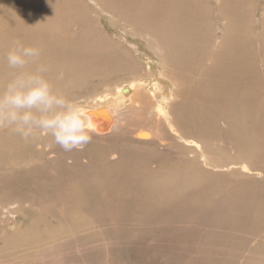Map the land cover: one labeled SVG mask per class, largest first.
I'll return each instance as SVG.
<instances>
[{
    "label": "bare ground",
    "instance_id": "6f19581e",
    "mask_svg": "<svg viewBox=\"0 0 264 264\" xmlns=\"http://www.w3.org/2000/svg\"><path fill=\"white\" fill-rule=\"evenodd\" d=\"M92 1L96 11L118 18L121 27L117 33L122 32L118 36L125 38L127 48L121 41L117 45L108 41L86 22L88 11L81 0H0V89L19 71L9 68L5 59L15 40L42 48L37 63L47 67L44 76L66 97L78 84L81 88L88 85L93 74L110 76L118 71L122 78H133L119 83L110 77L114 89L95 95L99 100L94 105H83L94 125L92 140L83 150L66 152L51 136L37 132L24 140L11 128H0V164L6 159L33 161L37 146L47 164L61 163L63 168L56 174L60 181L79 184V188H71L69 196L75 200L85 197L84 211L90 209L91 200L95 204V197L91 198L97 192H101L97 201L108 209L100 213L99 220L92 211L94 221L88 223L77 222L78 212L85 206L73 209L70 215L62 213L71 218L62 232L63 241L50 238L53 234L33 233L30 239L19 234L16 237L23 241L16 239L19 245L32 246L39 258L49 260L50 251L62 247L61 240L63 252L56 261L74 253L86 259L88 246L67 249L71 240L66 229L83 231L87 238L88 227L95 223L104 225V230L126 227L138 233L155 211V215H167L163 224L171 233L165 239L169 257L175 230L194 233L199 216L209 223L200 227V247L211 246L210 250L218 252H203L200 262L191 261L198 257L190 256L189 262L180 264H264V179L255 177L250 182L256 183L226 187L227 182H236L231 177L234 170L249 174L255 170L262 178L264 170L250 168L243 160L219 165L209 154L230 144L226 140L217 144L214 137H228L237 142L233 143L237 153L264 164V4L261 16L252 21L250 0H217L221 22L213 40L208 41L210 32L200 24L208 11L204 0ZM73 23L82 27L64 39ZM130 35L144 46L127 42ZM133 51L138 52L137 57L143 56L145 65ZM36 67V63L30 64L25 71ZM63 160L71 161L65 167ZM13 184L0 175V210L9 205L6 199H18L14 193L16 197L9 196ZM235 202L247 208L241 212L248 214L246 221L232 210L222 213L215 208ZM183 216L188 225L173 222ZM225 217L238 219L227 223ZM95 231L100 234L99 227ZM105 236L104 246L124 242L117 235ZM252 236H259L263 244L254 243ZM219 242L226 245L217 247ZM221 249L236 252L240 258L219 253ZM229 257L243 262L214 261ZM104 259L114 261L115 257L108 253Z\"/></svg>",
    "mask_w": 264,
    "mask_h": 264
},
{
    "label": "rangeland",
    "instance_id": "374dc122",
    "mask_svg": "<svg viewBox=\"0 0 264 264\" xmlns=\"http://www.w3.org/2000/svg\"><path fill=\"white\" fill-rule=\"evenodd\" d=\"M204 1L208 6V11L206 17L203 18V21H200V24L207 26L210 32L208 41H212L218 31L217 28L219 26V23L221 22V19H218L217 17L218 1ZM81 2L83 7H87L88 16L86 17V22L96 28L97 30L95 31L101 32L102 35L105 36L104 38L108 41H113L114 43H116V45L121 41L123 42L122 47L127 48L128 43L124 42L126 41L125 38H123L122 40V38L118 36L122 34V32L120 33V31H118L120 34L117 33V30H119V28L121 27V25H119L120 23L116 21V19L118 18L112 19L111 16L108 15V13L102 10L101 12L96 11V6L92 0H81ZM248 4H250L251 8V20H258V17L261 16L263 10L262 6L264 4V0H250ZM81 27V23H73L71 25V28L67 30V37L65 36L64 39H68L71 36H74L73 34L75 32H78ZM80 33L81 32H79V36ZM131 36L132 35L129 36L130 38L128 37L127 42L132 41V43H137L138 45L144 46V44L140 43L138 39H134ZM76 39L77 38H75V41L79 42ZM213 43H216V41H214ZM211 47L213 49L214 46L212 45L210 46V48ZM137 53L138 52H135L134 54L133 51V55L135 56L137 61L145 65L144 63L146 62V60L143 59V56H141L140 54L138 55H140L141 58L137 57ZM208 61L210 62V59H208ZM206 64L207 61L203 63V65ZM155 68L157 69L156 66L154 67V69ZM108 77L109 79L107 80ZM110 77H112L115 82H118L120 80L119 83L123 81H132L133 79L130 78L131 76L122 78V74H120V72L118 71H112L110 76H107V74L103 73L93 74L92 77H90L89 82L87 83L88 85H85L81 88V85L78 84V88H76L77 90H74V93L70 94L67 98L78 101L82 105H94L95 102L99 100V97L95 95L102 96L105 94V91L110 88L111 90H113L114 86H116L114 85L113 87H110ZM213 139L217 144L222 143L223 140L230 141L228 147H219V150H216L217 152L209 153L211 156H213L211 158L212 160L216 159L217 164L227 165L229 163H236L243 160L246 161L250 168L257 167L262 171L264 170V164L261 163L259 159H253L251 157L242 155L241 153H237V150H235L237 144L233 145V143H237L236 141L228 137L220 136L214 137ZM33 152H35L36 156L32 157L33 161H29L28 163L22 161H9L6 159L2 161V164H0V175L2 179L4 177H8L9 182H14L13 187L11 188V194L9 196H12V194L14 193L18 197V199L16 198L13 200L6 199V201L9 202V205L4 209L1 208L0 210L2 219V222H0V224H2V226L4 227L2 228L0 226V264H114V261L116 264H180L189 262L190 256L198 257L192 259L191 261L200 262L203 261L200 260V255L203 252L206 255L218 252L216 250H210L211 246H202V248L200 247V237L198 235L200 234V227L206 226L209 223L199 216V218L196 220L198 226L193 229L194 233L185 231L184 233H179L182 231H174L177 233V235L172 238L173 247L170 250L171 257L167 256L168 250L166 244L169 243L166 242L165 239L169 237V234H171L170 230H165L167 228H165L163 224L164 219L167 217V215H165L164 212H158L155 215V211H153L148 219H145L143 221L146 227H144V229H142L138 233L133 231V229L127 230L126 227L119 229H111L109 227L104 230V225H98L95 223L93 227L92 225L88 227L89 236L87 238L86 233L83 231L78 230L74 232L70 228L66 229V233L67 230L69 232V240H71L68 243L67 249H75L77 247L88 246L86 259H83L85 257L84 255V257L80 258L77 256V253H74L70 257L64 256L61 261H56L55 259L58 258V255L63 252L62 250L64 247V243L62 244L61 240L63 237H65V235H63L62 232L64 228L69 226L68 222H71V218L62 216V213L70 215L73 209L85 206L80 210V212H78L80 220H77V222L83 221L88 223L94 221V218L91 215L92 211L96 220H99L102 216V214L100 213L106 212L108 209L103 202L97 201L101 194V192H97L91 198L93 199V197H95V204L91 200L90 209L88 210V212L84 211L87 209L86 204H83L85 197L83 198V196H79L75 200V197L69 196L71 188H73V186L79 188V184L77 182H62L59 180L58 176H56L57 170L63 168L61 163L59 161H54L52 164H47L45 162L46 157L42 155L43 153L40 149L37 148V146ZM158 158L161 157L159 156ZM68 161L71 160H63L62 164L66 167V162ZM138 168L140 170L142 167L138 166ZM241 171L242 170L237 169L232 172L231 177L233 179H236L233 180L236 182H227L226 187H229V185L233 183L241 186L243 184H253L256 182L250 181H255L256 178L259 181L264 179L261 177L260 173H254L255 170H251L250 172L252 173L250 174ZM200 176L204 177L206 175L201 174ZM223 176L224 175H222L221 178ZM231 177H227L226 179L228 180V178ZM231 186L233 188L235 187L234 185ZM75 201L78 205L75 203ZM9 208H11V212L6 213V210ZM215 208L217 210H220L222 213L232 210V213H237L239 215H241V212L247 210V208H243L239 202L232 203L230 207L218 206ZM206 211L203 213V215L206 213ZM169 215L173 216V214ZM246 215L248 214L244 213L241 215L242 221H246L248 219ZM225 218L226 220H228L227 223H233L234 220L238 219H228L227 217ZM173 222H175L179 226H185L189 224L187 217L184 216L181 219H174ZM238 225H242V223ZM97 227L100 228V234L95 231ZM33 233H37L42 236L53 234L55 236L49 237H55L57 239L61 238V240L58 241L60 242L59 245H62V247L57 248L55 253L50 251V255L47 256L49 260H43L42 257L39 258V255L37 254L38 251L36 249H33L34 247L29 246L26 243L19 245V242L23 241L16 237L19 234H23L30 239ZM23 235H21V238H23ZM105 235H110L113 237L117 235L124 242L120 244H113L111 246H104L106 243ZM258 237L252 236L253 242H259L263 244V242ZM11 240H16V243L12 244ZM204 242H207V240ZM224 245H226V242L217 243V247H222ZM108 253L113 255V258L115 257L114 261H106L104 259V257H106ZM219 253H223L226 256L235 255L240 258L238 253L232 251L223 252L221 249ZM239 258H218L214 261H234L236 263H242L243 259ZM71 259H73L74 262ZM205 262L210 261L206 260Z\"/></svg>",
    "mask_w": 264,
    "mask_h": 264
},
{
    "label": "clouds",
    "instance_id": "9594fccd",
    "mask_svg": "<svg viewBox=\"0 0 264 264\" xmlns=\"http://www.w3.org/2000/svg\"><path fill=\"white\" fill-rule=\"evenodd\" d=\"M41 55L40 46L19 40L13 41L7 51V66L19 71L0 89V128H11L24 140L37 132L51 136L66 152L83 150L92 140L90 112L78 101L54 90L44 76L47 67L37 63ZM34 63L35 71H25Z\"/></svg>",
    "mask_w": 264,
    "mask_h": 264
}]
</instances>
